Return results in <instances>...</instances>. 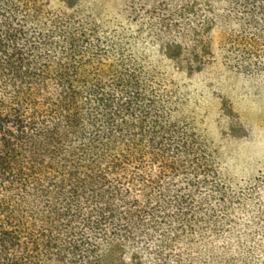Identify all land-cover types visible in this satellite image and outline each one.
I'll use <instances>...</instances> for the list:
<instances>
[{"label":"trees","instance_id":"1","mask_svg":"<svg viewBox=\"0 0 264 264\" xmlns=\"http://www.w3.org/2000/svg\"><path fill=\"white\" fill-rule=\"evenodd\" d=\"M223 1L119 0L109 34L51 0H0V264H194L224 184L166 69L132 42L192 75L221 19L238 27L226 52L262 72L264 0Z\"/></svg>","mask_w":264,"mask_h":264},{"label":"rangeland","instance_id":"2","mask_svg":"<svg viewBox=\"0 0 264 264\" xmlns=\"http://www.w3.org/2000/svg\"><path fill=\"white\" fill-rule=\"evenodd\" d=\"M190 2L204 10L208 3L220 6L224 1ZM118 3L80 0L71 9L59 0H51L50 7L73 14L80 21L97 22L101 30L111 34L119 31L123 19L114 17ZM150 15L141 12L138 19L149 22ZM133 23L135 27L137 21ZM140 29L143 33L149 31L147 26ZM234 30H238L236 25L217 20L210 33L216 54L202 71L192 75L161 56L156 43L132 42L145 57L144 64L152 62L166 69L181 97V111L205 136L224 184L226 206L218 204L213 223L205 224L192 236L194 243L188 252L194 264H264V68L260 73L248 72L235 63V50L226 52V39L233 36ZM205 191L199 189L197 196L202 197ZM219 197L223 198L221 194ZM220 198H209V202L216 205Z\"/></svg>","mask_w":264,"mask_h":264}]
</instances>
